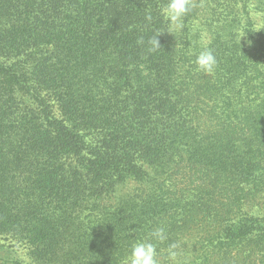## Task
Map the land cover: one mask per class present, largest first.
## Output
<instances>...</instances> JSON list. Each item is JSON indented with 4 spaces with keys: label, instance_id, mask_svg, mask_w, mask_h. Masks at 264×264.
<instances>
[{
    "label": "trees",
    "instance_id": "obj_1",
    "mask_svg": "<svg viewBox=\"0 0 264 264\" xmlns=\"http://www.w3.org/2000/svg\"><path fill=\"white\" fill-rule=\"evenodd\" d=\"M164 3L0 0V238L27 264H125L158 227L159 264H264V0H194L172 34Z\"/></svg>",
    "mask_w": 264,
    "mask_h": 264
},
{
    "label": "clouds",
    "instance_id": "obj_2",
    "mask_svg": "<svg viewBox=\"0 0 264 264\" xmlns=\"http://www.w3.org/2000/svg\"><path fill=\"white\" fill-rule=\"evenodd\" d=\"M193 7L194 0H166V3L160 8V14L168 24L167 31L171 34L182 31L184 27L183 19ZM147 19H152L150 13L147 15ZM159 34L152 41L156 48L160 47L157 40ZM195 64L198 70L212 73L215 70L217 59L211 49H205L196 55ZM166 239L167 236L163 227L154 229L151 233V238L141 239L131 246L130 252L125 259V264H159V253L153 240L162 242ZM178 248V244H172L169 248V256L173 261L178 255Z\"/></svg>",
    "mask_w": 264,
    "mask_h": 264
},
{
    "label": "rangeland",
    "instance_id": "obj_3",
    "mask_svg": "<svg viewBox=\"0 0 264 264\" xmlns=\"http://www.w3.org/2000/svg\"><path fill=\"white\" fill-rule=\"evenodd\" d=\"M27 264L30 258L14 242L0 238V264Z\"/></svg>",
    "mask_w": 264,
    "mask_h": 264
}]
</instances>
